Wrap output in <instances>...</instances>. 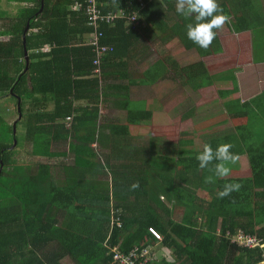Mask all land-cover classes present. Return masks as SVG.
Masks as SVG:
<instances>
[{
    "label": "trees",
    "instance_id": "obj_1",
    "mask_svg": "<svg viewBox=\"0 0 264 264\" xmlns=\"http://www.w3.org/2000/svg\"><path fill=\"white\" fill-rule=\"evenodd\" d=\"M5 1L19 9L10 18L0 14L5 22L0 36L8 35L6 42L0 41V264H62L66 258L73 264H119L115 256L133 252L138 256L146 252L135 264H260L264 260V133H255L256 127L246 132L247 126H235L232 133L213 134L205 142L213 149L232 144L231 151L245 155L250 168L247 178H217L212 184L205 183L212 173L199 168L198 153L185 149L188 141H150L143 148L144 160L127 165L121 162L133 149L119 132L101 161L91 148L100 94L111 76L106 64L118 58L126 40L144 28L161 34L169 31L185 49L204 58L221 52L218 34L207 50L189 40L186 24L192 20L175 11L176 0H97L102 16L124 11L135 13L138 21L134 28L127 19L100 25V42L113 50L102 58V76L97 78L92 77V47L87 38L83 40L91 33L85 0ZM218 3L230 16L225 25L230 32L254 26L247 11L249 0ZM175 72L193 85L204 76L210 80L200 61L177 65ZM236 91L233 81V88L219 95ZM81 99L83 106L76 105ZM5 100L15 105L12 111L18 118L11 123L6 121L11 114ZM225 108L233 117L229 103ZM72 141L73 162L57 166L60 176L48 164L29 163L35 152L56 154ZM98 141L102 149L99 135ZM21 148L25 163L11 164V152ZM137 168H147V183L133 190L131 185L138 181L130 175L139 173ZM227 183L242 187L219 199L217 192ZM199 190L209 199L196 196ZM179 210L176 220L173 214ZM150 227L159 241L150 235ZM239 231L260 239L261 246L249 249L234 242Z\"/></svg>",
    "mask_w": 264,
    "mask_h": 264
},
{
    "label": "crops",
    "instance_id": "obj_2",
    "mask_svg": "<svg viewBox=\"0 0 264 264\" xmlns=\"http://www.w3.org/2000/svg\"><path fill=\"white\" fill-rule=\"evenodd\" d=\"M249 1L250 6H247V11L254 26L241 33L230 32L224 26L223 30L218 32V41L221 46L219 53L201 58L195 50H187L179 44L176 36L169 31L161 34L156 30L150 31L149 28H144L135 38L126 40L122 44L118 58L106 64V71L111 76L106 80L105 92L100 94L99 98L98 129L95 141L91 144L99 161L110 153L111 142L115 139L117 132L122 139L130 141L133 149L130 156L124 157L125 161L121 162L127 165L134 163V160H144L143 148L147 147L146 143L165 142L154 129L161 128V132H168L169 137L173 136L171 133L174 132L178 136L175 142L171 138H167L166 142L174 144L180 140L188 141L189 146L185 149L193 153H199L203 144L212 137L211 135H225L229 131L233 132L235 126H247L246 130L243 129L246 132L256 127L255 133L259 131L258 129H263L264 0ZM6 3L8 7L16 6ZM170 27L171 25L169 30ZM86 38V36L83 37L84 42ZM227 46L229 52H227ZM48 51V48L45 49V52ZM225 57L228 59L225 60ZM165 59L169 62L170 68ZM199 61L204 64L207 76H210L209 81L204 76L198 84L193 85V81L183 75L179 77L176 75L177 65L185 67ZM92 77H94L93 74ZM233 81L237 91L220 97L221 91L233 88ZM221 85L223 87L219 88ZM186 90L190 92L185 93ZM213 90H217V95L216 98L210 99L207 96ZM83 102L81 99L76 102V105L83 106ZM226 103L231 106L233 117L227 113ZM48 105V109H51V103ZM238 111L247 112V115L237 113ZM144 116H148L150 120L143 119ZM145 125L150 126L152 132L161 138L150 137V141L141 139ZM129 128L135 132H127ZM98 135L101 143L104 144L102 149L99 141L97 144ZM222 137L225 138V136ZM72 144L73 141L69 147L65 146L56 150L55 155L59 157L58 162H60L58 166L73 162L74 156L69 152ZM138 149H141L139 154ZM63 151L65 152L62 153ZM126 158L132 160L126 161ZM241 158L246 161L245 165L250 175L247 157L243 155L238 160ZM237 162L236 166L231 167L232 170L237 167ZM146 169L137 168L140 174L134 172L130 175L141 187L147 183L144 178ZM57 174L61 175L60 170Z\"/></svg>",
    "mask_w": 264,
    "mask_h": 264
},
{
    "label": "clouds",
    "instance_id": "obj_3",
    "mask_svg": "<svg viewBox=\"0 0 264 264\" xmlns=\"http://www.w3.org/2000/svg\"><path fill=\"white\" fill-rule=\"evenodd\" d=\"M175 11L185 19L192 20L186 24V36L204 50L212 45L218 32L223 30L227 23H230V16L224 13L218 0H176ZM232 148L233 145L230 143L219 144L215 149L210 143L203 144L202 150L195 158L200 169H208L212 173L205 177V183L212 184L217 178L222 179L230 175L232 170L230 166L239 159L231 151ZM214 161L215 163H213ZM138 187V182L131 185L133 190ZM241 187L242 185L239 183H227L222 190L217 192V197L223 199L232 192H238Z\"/></svg>",
    "mask_w": 264,
    "mask_h": 264
},
{
    "label": "built area",
    "instance_id": "obj_4",
    "mask_svg": "<svg viewBox=\"0 0 264 264\" xmlns=\"http://www.w3.org/2000/svg\"><path fill=\"white\" fill-rule=\"evenodd\" d=\"M85 14L87 17V27L91 30V33L87 37L86 44L92 47V51L94 53V58L92 64L94 66L93 75L97 78L101 77V61L102 58L107 55L108 52L113 50L112 46H108L102 44L100 39L102 38V34L99 32L101 24L113 25L115 21L121 19H127L128 25L131 27H135L138 24L137 15L132 13L131 15H127L124 11H118L117 13H110L107 16H102V13L97 8V0H85ZM150 235L156 239V241L160 240V236L156 232L154 228H149ZM233 241L238 243L239 245L245 248H255L261 246V240L255 236L248 235V233L239 231L237 235L233 238ZM244 242V243H242ZM146 252L142 255H137L135 252L130 253L128 256H115L114 260L119 264H135L138 257L142 258ZM260 264H264V260L260 262Z\"/></svg>",
    "mask_w": 264,
    "mask_h": 264
},
{
    "label": "rangeland",
    "instance_id": "obj_5",
    "mask_svg": "<svg viewBox=\"0 0 264 264\" xmlns=\"http://www.w3.org/2000/svg\"><path fill=\"white\" fill-rule=\"evenodd\" d=\"M17 9H19L18 6L8 7V4L6 3L5 0H0V14L1 13L2 14L5 13L10 18L11 16L17 14V13H15V11H17ZM4 23L5 22L3 21V19H1L0 26L3 25ZM7 39H8V35H6V36H0V41L3 42V43L6 42ZM224 47H225V45H224ZM225 51H226V49H225ZM227 52H229V47L228 46H227ZM224 59L227 60L228 58L225 57ZM221 87H223V86L221 85L219 88H221ZM188 92H190V91H187V90L185 91V93H188ZM216 95H217V90H213L212 92H210L208 94L207 97H210V99H212V98H216ZM5 102L6 103L3 102L4 103V106L7 107L6 110H9L10 109V112L9 113L11 114V116L10 115L7 116L6 121L9 122V123H11V122L15 121L18 118L17 115L15 113H13V111H12L13 108H15V105H13V102H9V101H6V100H5ZM146 115H149V114H146ZM143 119L150 120V118L148 116H144ZM148 125H150V124H148ZM144 129L145 130L141 134V135H143V137L141 139L144 138V141H147L148 139L150 141V137H152V138H161V137H158V136H162L163 137L162 139H164L165 141H167V138H171L175 142L176 137H178L174 132L171 133L173 136L169 137L168 132H165V131L161 132V128L154 129L155 133L158 136H156L152 132V129L150 128V126H146L145 125ZM258 130L260 131V134L261 135L264 133V128L263 129H258ZM131 131L132 132H135L134 130H132V128L127 129V132H131ZM137 131H138V129H137ZM137 133H139V132H137ZM181 138H183V137H181ZM64 152L65 151H63L62 153H64ZM51 155H53V156H51ZM26 159H27L26 152L23 151L22 148L19 149V150H15V151H12L11 152L10 161H11V164H13V165H22V164L25 163ZM55 159H57V160H55ZM58 159H59V157H57L53 152H51V153L44 152V150L41 149V150L35 152L33 159L32 158H29V160H30L29 163L30 162L33 163V164L38 163V164H41V165L48 164L50 167H53L54 168L53 171H56V173H58V169H56L57 166L60 164V162H58ZM245 162L246 161L243 158H241L240 160H238L237 167H235L233 170H231L230 175L228 177H225V178H231V179L232 178H236V179H239V178H247V177H249V172H248V169H247V167L245 165ZM234 165L236 166V163ZM234 165H231L230 167H233ZM196 196H198L201 199L202 198L209 199V196L207 194H205L203 191H200V190L197 191ZM180 213H181L180 210L177 211V212H174L173 215H174V218L176 220H178V217L180 216ZM242 243H244V242H242ZM46 248L49 249L48 246ZM62 264H73V263L70 262L68 258H66L62 262Z\"/></svg>",
    "mask_w": 264,
    "mask_h": 264
},
{
    "label": "water",
    "instance_id": "obj_6",
    "mask_svg": "<svg viewBox=\"0 0 264 264\" xmlns=\"http://www.w3.org/2000/svg\"><path fill=\"white\" fill-rule=\"evenodd\" d=\"M42 11H43V8H42ZM23 38H25V36H23ZM25 54H26V57H28V51L27 50H25ZM27 63H28V60H27ZM27 70H28V67H27ZM18 111L20 112V102L18 104ZM20 118H21V114H20Z\"/></svg>",
    "mask_w": 264,
    "mask_h": 264
}]
</instances>
